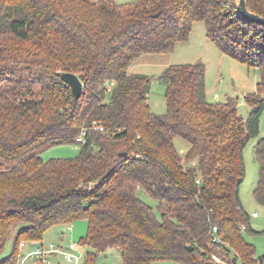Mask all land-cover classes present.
Segmentation results:
<instances>
[{"label": "trees", "instance_id": "16d2710c", "mask_svg": "<svg viewBox=\"0 0 264 264\" xmlns=\"http://www.w3.org/2000/svg\"><path fill=\"white\" fill-rule=\"evenodd\" d=\"M236 3L0 0V264H18L22 241H41L53 225L77 219L87 221L84 264L109 249L120 264L264 261L244 237L256 231L239 196L243 148L259 136L264 109V25L244 19ZM245 4L264 16V0ZM195 21L221 52L259 70L256 91L244 95L245 119L233 97L206 99L202 61L161 71L162 114L150 108V77L128 73L142 55L173 51ZM62 72L81 80L78 98ZM175 136L189 143L184 157ZM63 143L79 144L78 154L41 157ZM254 156L252 194L264 206V136ZM213 226L226 244L213 243Z\"/></svg>", "mask_w": 264, "mask_h": 264}, {"label": "rangeland", "instance_id": "374dc122", "mask_svg": "<svg viewBox=\"0 0 264 264\" xmlns=\"http://www.w3.org/2000/svg\"><path fill=\"white\" fill-rule=\"evenodd\" d=\"M116 4H124L132 0H112ZM202 61L205 64V92L208 101H225L227 97H233L236 101L238 114L246 118L250 113V107L244 100V95L256 91L259 81V70L256 66H247L244 63L221 52L218 47L207 37L202 21H195L186 40L175 44L173 51L165 54H145L134 61L128 67L130 75L143 74L150 77L149 104L153 112L162 114L166 111L164 98V85L159 80L161 71L171 64L193 63ZM217 94L215 98L214 95ZM264 136V109L259 122V136ZM258 137L250 139L243 148V160L245 164L244 179L239 188V196L243 208L249 214L250 226L256 232H244L245 239L255 247V256L264 255V206L259 205L253 198L252 191L258 177V163L254 156V148ZM173 143L180 156L184 157L189 143L180 136L173 138ZM79 152V144L63 143L47 147L40 155L43 159L75 157ZM185 162V161H183ZM141 198L154 205V201L143 191ZM256 211L257 215L252 216ZM69 226L70 230L65 227ZM18 226L10 229L5 244L3 255L8 254L13 245V238ZM87 231V221L77 219L68 225H53L43 235L42 243L47 247L50 243L66 246L69 242L77 244V263L66 261L60 253L49 257L43 264H84L85 248L79 245ZM63 233V235L61 234ZM36 243L27 241L20 246L21 256L33 250ZM34 259L27 257L25 264H32ZM120 254L117 249H109L103 253L94 264H120ZM151 264H175L170 260L153 261Z\"/></svg>", "mask_w": 264, "mask_h": 264}, {"label": "built area", "instance_id": "2783aa9c", "mask_svg": "<svg viewBox=\"0 0 264 264\" xmlns=\"http://www.w3.org/2000/svg\"><path fill=\"white\" fill-rule=\"evenodd\" d=\"M214 97L216 98L217 94H215ZM98 129L103 130L101 126L98 127ZM83 135L84 132H82L81 136L76 138V141L83 142L84 141ZM256 215L257 212L254 211L252 213V216H256ZM65 229L68 231L70 230V227L66 226ZM211 231H212L213 243L218 245L226 244L223 236L218 234L216 226H213ZM25 242L27 241H22L20 243V246H23ZM32 242L36 243V246L26 255L24 256L22 255L18 264H25V260L27 257H31L32 259H34L33 264H43L45 262H48L49 257L54 255L55 253H60L63 256V258L68 262L77 263L79 260V256L77 255V244L74 242H69L66 246L55 245L54 243H50L47 247H45L44 244L41 243L40 241H32ZM259 264H264V261L260 262Z\"/></svg>", "mask_w": 264, "mask_h": 264}, {"label": "water", "instance_id": "95a60500", "mask_svg": "<svg viewBox=\"0 0 264 264\" xmlns=\"http://www.w3.org/2000/svg\"><path fill=\"white\" fill-rule=\"evenodd\" d=\"M236 8L239 14L244 19L264 25V16L249 11L246 7L245 0H237ZM61 78L64 83L70 88L71 94L74 98H78L82 94L83 84L75 73L62 72ZM124 154L125 152L120 153V155ZM188 248H190V246H188Z\"/></svg>", "mask_w": 264, "mask_h": 264}, {"label": "crops", "instance_id": "0c3cea01", "mask_svg": "<svg viewBox=\"0 0 264 264\" xmlns=\"http://www.w3.org/2000/svg\"><path fill=\"white\" fill-rule=\"evenodd\" d=\"M62 235H63V233H61ZM41 243H42V241H40ZM34 262H32V264H33Z\"/></svg>", "mask_w": 264, "mask_h": 264}]
</instances>
